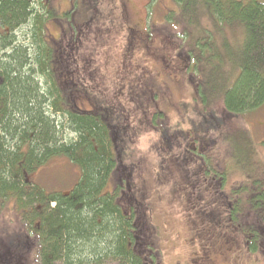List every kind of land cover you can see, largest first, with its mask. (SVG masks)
Instances as JSON below:
<instances>
[{
  "label": "trees",
  "instance_id": "1",
  "mask_svg": "<svg viewBox=\"0 0 264 264\" xmlns=\"http://www.w3.org/2000/svg\"><path fill=\"white\" fill-rule=\"evenodd\" d=\"M169 2L174 8L167 11L165 24L175 21L182 27L177 37L187 42L186 55L182 51L175 55V62L185 63L182 79L192 83L194 71L203 79L191 93V105L202 117L198 129H205L203 137L204 132L215 133L221 127L211 107L215 97L223 112L236 118L264 106V1ZM90 8L95 14L96 5ZM61 15L52 0H0V201L11 199L27 232L39 238V264H163L160 230L149 221L150 206L134 195L133 167L124 163L121 148H116L122 128L117 122L108 124L109 108L103 113L69 103L57 79L59 67L67 60L48 23L62 28L74 50L78 37L89 30L93 14L81 21L85 12L72 7ZM140 33L135 26L128 44L160 36ZM148 83L149 89L143 86L141 93L134 94L131 88L128 98L153 109L152 127L170 140L164 135L165 114L159 107L167 103L181 111L189 106L174 97L181 84ZM245 136H238L239 143L251 145V138ZM181 137L186 138V133ZM195 138L198 145H209ZM54 157L68 159L79 171L68 193L46 191L31 178ZM215 159L211 154L199 158L209 169ZM254 194L252 209L259 220L246 228L250 252L264 238V192ZM10 252L9 246L0 245V264H7Z\"/></svg>",
  "mask_w": 264,
  "mask_h": 264
},
{
  "label": "rangeland",
  "instance_id": "2",
  "mask_svg": "<svg viewBox=\"0 0 264 264\" xmlns=\"http://www.w3.org/2000/svg\"><path fill=\"white\" fill-rule=\"evenodd\" d=\"M52 6L62 15L80 7L86 15L81 21L93 14L89 30L78 37L74 50L62 28L48 23L51 37L60 40L67 60L59 67L57 79L69 103L83 110L109 108L114 118L108 124L117 122L122 128L116 148H121L124 163L133 167L134 195L150 206L149 221L160 230L163 264H264V238L254 244V252L246 243L251 239L246 228L259 220L252 197L256 191L264 192V106L236 118L225 114L215 97L211 107L221 127L215 133L204 132L203 137L205 129H198L202 117L191 105L193 85L203 79L198 71L192 74V83L182 79L185 63L175 62V55L180 51L186 55L187 42L177 37L182 27L175 21L165 24L167 11L174 8L169 0H52ZM135 26L142 36H160L128 44ZM230 31L226 34L231 39ZM150 80L159 85L178 81L181 90L174 97L177 103L189 105L181 111L167 103L159 107L165 114L164 135L170 140L165 141L152 127L153 109L128 98L131 88L134 94L143 92V86L149 89ZM185 133L186 138L181 137ZM239 135H248L252 144L239 143ZM195 137L209 145H198ZM203 154L216 158L211 160L213 169L202 165ZM78 173L68 159L54 157L31 178L46 191L68 193ZM254 181L259 183L257 189ZM16 212L11 199L0 201V245L11 250L7 264H39V238L27 232Z\"/></svg>",
  "mask_w": 264,
  "mask_h": 264
}]
</instances>
